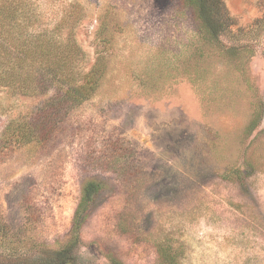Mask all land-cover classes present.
Segmentation results:
<instances>
[{"label":"rangeland","instance_id":"obj_1","mask_svg":"<svg viewBox=\"0 0 264 264\" xmlns=\"http://www.w3.org/2000/svg\"><path fill=\"white\" fill-rule=\"evenodd\" d=\"M13 1L25 32L75 20L74 0ZM78 1L98 91L19 144L8 120L44 96L0 86V264H264V0H224L241 32L211 42L183 0Z\"/></svg>","mask_w":264,"mask_h":264},{"label":"trees","instance_id":"obj_2","mask_svg":"<svg viewBox=\"0 0 264 264\" xmlns=\"http://www.w3.org/2000/svg\"><path fill=\"white\" fill-rule=\"evenodd\" d=\"M183 2L194 10L203 40L218 41L225 33L241 32L234 30L236 22L224 0ZM71 7L75 20L67 21L66 34L62 18L52 29L25 32L20 19L28 11L23 3L0 2V86L23 96H44L37 107L18 119L8 120L3 132L6 141L20 144L50 138L67 111L90 99L102 84L107 71L104 51L100 50L94 62L85 68L86 54L74 37L75 28L82 19L83 5L74 0ZM208 16L218 25L210 24ZM262 20L264 16L257 18L253 26ZM98 191V186L89 181L73 216L70 241L77 238ZM71 258L67 257V264H73ZM66 262L63 260L62 264Z\"/></svg>","mask_w":264,"mask_h":264}]
</instances>
